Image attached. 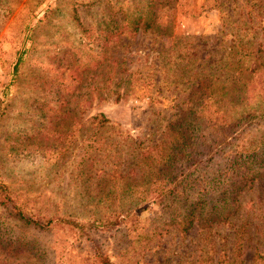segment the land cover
I'll use <instances>...</instances> for the list:
<instances>
[{
    "label": "rangeland",
    "instance_id": "rangeland-1",
    "mask_svg": "<svg viewBox=\"0 0 264 264\" xmlns=\"http://www.w3.org/2000/svg\"><path fill=\"white\" fill-rule=\"evenodd\" d=\"M245 14H252L258 26L242 41L248 50L264 49V0H0V182L26 208L50 215L88 220L125 211L133 203L97 200L94 179L86 186L79 178L86 170L81 166L84 137L90 117L98 113L140 138L153 131L155 139L168 123H181L186 152L211 154L212 122L199 121L204 111L199 116L188 111L200 107L196 98L202 96L212 112V94L206 98L212 84L202 78L196 89L195 80L207 73L202 67L212 66V58H224L238 43L234 32L243 27L239 21ZM159 49L161 67L154 71L149 62ZM252 52L242 62L264 74V51ZM19 56L21 64L13 70ZM111 58L123 59L115 70L130 79L110 90L102 78ZM239 75L244 82L253 77L248 70ZM232 87L231 82L219 97L220 107L228 103L226 109L235 115L264 107V82L253 98L242 86L234 92ZM195 89L196 98H189ZM249 136L264 138V121ZM192 170L193 176L212 177V161ZM190 203L146 202L95 240L111 258L125 252V264H214L220 257L222 264H252L256 252L264 255V177L241 192L238 211L227 223L205 226L203 207L192 226L179 231L176 221ZM163 224H168L163 235L135 239L136 233ZM65 234L32 232L0 206V264H32L21 245L25 235L41 242L47 264H90V241Z\"/></svg>",
    "mask_w": 264,
    "mask_h": 264
},
{
    "label": "trees",
    "instance_id": "trees-1",
    "mask_svg": "<svg viewBox=\"0 0 264 264\" xmlns=\"http://www.w3.org/2000/svg\"><path fill=\"white\" fill-rule=\"evenodd\" d=\"M254 21L252 14L243 15L239 21L243 22V27L237 23L236 27L240 25V30L237 31L239 33L234 32L238 43L229 46V51L224 58L215 60L212 58V66L202 67L207 73L200 80H195L197 81L196 89L201 85L202 78H207L208 82L212 84L210 96H206L210 99L212 94V112L209 110L211 103L203 102L202 96L196 98L195 95L198 93L196 89L189 93V98H196L200 107H190L188 116L190 112L198 115L197 113L200 114L204 111L199 121L206 119L207 122H212L210 123L212 125L211 154L203 155L204 151L195 149H191L189 153L186 152L180 143L183 135L182 129L179 127L181 123L178 125L168 123L164 127L165 130L155 139L151 138L154 135L153 131L144 133V136L140 138L115 126L103 113H98L90 117V128L84 137L81 166H85L86 170L79 175V178L84 179L83 184L86 186L90 185L91 179H94L95 187L100 193L97 200L103 198L114 201L125 200L133 205L127 206L125 211L102 213L100 216H94L88 220H79L59 214L50 215L26 208L19 203L9 187L0 182L1 208L32 232L43 235L50 233L54 236L59 233H67V235L79 238L80 242L90 241L88 250L90 264H125V252L111 258L110 254L95 240V235L116 230L121 225L122 219L127 217L130 212L140 210L146 202H176L179 200L191 202L179 216V221H176V229L179 231H186L190 228L197 211L202 213L203 207L206 208V215L200 216V218L203 217L205 226L229 222L230 218L235 216L238 211L237 201L241 192L251 186L256 179L264 177V138L254 140L249 136L253 127L264 121L263 105L243 110L237 115L226 109L225 105L228 103L223 107L219 106L224 103V100L219 97H224L227 94L229 91L227 86L231 82L232 92L237 90L238 86H242L244 92L250 95L249 98L258 97L260 94L259 89L262 88L261 85L264 82L263 69L257 66L251 67L242 62L249 53H253L252 51H264V49L260 50V45H257V48L253 47V50H248L249 45L242 41L248 35L247 30L258 26ZM235 46L238 48L231 51ZM161 53L162 50L159 49L157 54L150 59L149 66H152L154 71L161 67L160 62H156ZM21 60V56H19L13 70H18ZM122 60L118 62L115 58H111L105 61L102 78L104 88L111 90L122 81L130 79L117 75L118 70L115 68L120 62L123 63ZM199 60L203 61L204 59L201 57ZM242 66L245 68L242 69ZM243 70H248L253 75L247 82H244L242 76L239 75ZM188 77L192 78L193 76ZM145 78L141 79L145 80ZM174 79V83L178 84L179 76L174 74ZM184 79L187 77L182 78L181 81ZM160 82L161 80L158 81V83ZM211 84L208 85L209 89ZM243 93L237 95L236 98L242 97ZM115 97L119 98L120 94H116ZM240 101L242 102L243 99ZM228 102L233 101L229 100ZM203 116L207 117L203 118ZM103 128L104 130L98 133ZM195 128L192 126L191 130ZM208 161H212V177L193 176L192 169ZM191 167L193 168L191 169ZM91 198L95 197L89 196V199ZM167 227L168 224H163L153 228L149 233L148 231L144 234L136 233L137 238L135 239L142 238L146 241L149 238L161 236ZM238 231L244 232V224ZM0 240L2 241V236H0ZM21 245L29 263L35 264L37 261L38 264H47L44 246L40 241L25 235L22 236ZM262 259H264V255L256 252L252 264H257ZM226 261L230 262L228 259ZM232 261L234 263L236 258ZM239 262L243 264L242 260ZM222 263L223 259L220 257L214 264Z\"/></svg>",
    "mask_w": 264,
    "mask_h": 264
}]
</instances>
